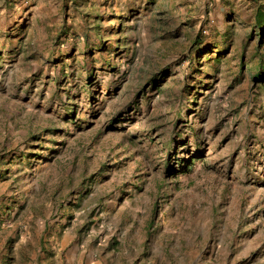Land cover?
<instances>
[{"label":"rangeland","instance_id":"rangeland-1","mask_svg":"<svg viewBox=\"0 0 264 264\" xmlns=\"http://www.w3.org/2000/svg\"><path fill=\"white\" fill-rule=\"evenodd\" d=\"M0 264H264V0H0Z\"/></svg>","mask_w":264,"mask_h":264}]
</instances>
